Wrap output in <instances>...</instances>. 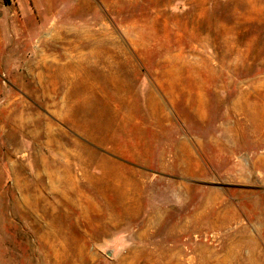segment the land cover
<instances>
[{"label":"rangeland","instance_id":"1","mask_svg":"<svg viewBox=\"0 0 264 264\" xmlns=\"http://www.w3.org/2000/svg\"><path fill=\"white\" fill-rule=\"evenodd\" d=\"M0 264H264V0H0Z\"/></svg>","mask_w":264,"mask_h":264},{"label":"bare ground","instance_id":"2","mask_svg":"<svg viewBox=\"0 0 264 264\" xmlns=\"http://www.w3.org/2000/svg\"><path fill=\"white\" fill-rule=\"evenodd\" d=\"M59 148V147H58ZM62 148V147H61ZM60 150V149H59ZM64 150V148L62 149V151ZM47 152V151H46ZM64 152V151H63ZM66 152V151H65ZM49 153H51V152H47V154L49 155ZM46 154V155H47ZM65 155V154H64ZM60 159V158H59ZM62 160V159H61ZM52 161V160H51ZM56 161V160H55ZM61 162V161H60ZM55 163V162H54ZM58 163H59V161H58ZM53 164V163H52ZM58 166V165H57Z\"/></svg>","mask_w":264,"mask_h":264}]
</instances>
